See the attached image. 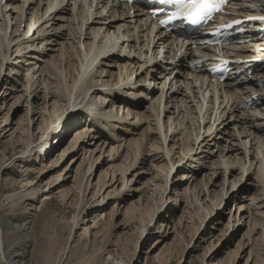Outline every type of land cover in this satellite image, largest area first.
I'll list each match as a JSON object with an SVG mask.
<instances>
[{"label":"bare ground","instance_id":"bare-ground-1","mask_svg":"<svg viewBox=\"0 0 264 264\" xmlns=\"http://www.w3.org/2000/svg\"><path fill=\"white\" fill-rule=\"evenodd\" d=\"M236 4L242 8L238 18L264 14V0H251L246 4L240 0ZM153 23L142 11L131 15L122 0H5L0 3V140L9 138L11 146L20 150L12 154L10 163L5 161L0 166V209L2 199L9 203L15 197L5 198L1 191L4 190L2 183L9 187L17 184L12 172L17 164L35 166L36 160L31 156L38 151L45 153L42 158L48 156V160L53 150L48 140L51 134L58 140L71 130L82 128L70 147L74 155L88 156L89 163L82 176L77 177L78 182L73 181L72 190L83 197L88 188L102 192L108 185V176L112 184L127 187L141 177L136 178L137 173L132 177L128 172L137 164L144 166L149 162L146 168L153 176L150 180L159 182L155 187L164 191L157 202L153 201L148 222L141 227L139 239H142L152 229L149 225L156 216L164 220L161 228L173 220L170 211L164 212L162 208L168 179L176 169L182 176L176 180V176L173 177L172 187L177 190L185 182L184 193L189 192L195 203L205 198L201 209L208 210L209 215H213L224 197L238 203L236 219L240 216L239 221H247L244 238L248 242L242 241L230 253L229 264H234L245 248L240 256L243 258L249 247L246 264H264L262 260L253 259L258 255L264 257V67L257 69L252 79L236 75L225 83H206L207 58L214 49L202 45L200 35L181 39L151 27ZM258 42L264 43V40ZM194 45L197 47L192 49ZM161 50H164L162 57ZM222 51L232 59L250 54V49L243 45L224 47ZM200 59L204 61L202 67L191 66ZM158 84L161 85L159 95L155 89ZM141 90L149 102L146 110ZM255 95L259 96L258 101L252 100L247 110L244 106ZM16 105H21L19 110L25 108L24 116L19 117L17 123L14 118L10 121ZM73 122L74 126L67 131ZM16 124L17 128L8 134ZM36 129L40 135L37 146L34 141L37 134L30 133ZM88 130L98 139L82 134ZM103 131H109V139ZM2 143L3 140L0 145ZM23 147L25 149L21 150ZM108 147H111L108 160L103 159L93 170ZM124 149H128L126 154ZM192 152L195 156L191 160L188 155ZM141 153L147 156L140 158ZM67 154L68 150L64 149L61 155ZM208 160H212L209 169ZM72 162L65 178L71 176L78 159ZM102 165L110 166L101 173L99 184L92 185L91 178L96 177L94 173ZM218 168L225 172L221 184L212 182ZM236 169L240 176L236 177ZM200 171H203L201 177ZM227 173L231 175L230 180ZM247 173L253 174L256 181L247 182L246 188L245 185L237 187ZM63 182L64 179H58L47 184L38 192L41 194L38 197V193L32 194V188L39 182L22 186L13 213L27 215L28 220L21 224L19 215L15 217L12 213L0 223L2 264H37L32 257L33 240L11 245L8 239L12 234L31 229L34 215L48 197L62 198L71 193V190H62ZM162 183L165 186H160ZM226 183L229 184L227 190ZM258 183L259 194H249L251 186L256 187ZM111 192L116 195V190ZM156 192L153 191V198ZM97 195L92 197L95 199ZM118 195V200L123 201L121 194ZM169 195H172L169 199L175 196L177 201L172 188ZM81 213L70 226V242L72 248L86 256L90 247L88 239L76 232L84 221L80 219ZM221 217L222 212L216 214L211 223H217ZM258 234L259 248L254 244V236ZM254 250L258 251L256 255ZM109 257L100 264H127L116 253ZM228 260H216L212 264H226Z\"/></svg>","mask_w":264,"mask_h":264},{"label":"rangeland","instance_id":"rangeland-1","mask_svg":"<svg viewBox=\"0 0 264 264\" xmlns=\"http://www.w3.org/2000/svg\"><path fill=\"white\" fill-rule=\"evenodd\" d=\"M27 29L28 27H26V30ZM133 81H135V77H133L132 82ZM155 89H158L157 94L159 95L161 85H156ZM1 91L2 89L0 87V96L2 95ZM142 92L143 91L141 90V93ZM140 95L142 96V100H144L143 105L146 110V106L149 105V102L146 100L144 92ZM138 100L136 99L135 101ZM18 107H21V105H16L13 108L10 121L14 118V122L16 120L17 123L19 122V117L24 116L25 108L22 107V110H19ZM122 113L121 116L123 115ZM74 123L75 122L68 127L67 131L74 126ZM13 127L14 128H12L8 134H11L13 129L15 130L17 128V124ZM81 130L82 128L80 130L73 129L71 130V133H66L63 139L58 140L57 136L51 134L48 140L52 143L53 150L50 151V157L48 160V156L46 158H42L45 153L38 151L31 156L33 160H36V163H34L35 166L24 167L23 164H17V166L14 167V170H12L17 184L9 187L8 184L2 183V187L4 189L1 191L2 196L6 198L7 196L13 195L15 197L10 199V201H8L9 203H6L5 200L2 199L0 209L1 224L4 223L8 215L13 213V210L15 209L14 206L18 204L19 197H17V195H19L23 190L22 186L27 184L30 185L32 183L36 185L37 182H39L32 188V190L34 189L32 194H37L39 191H43L47 184H50L58 179H64V182L61 184L63 187L62 190H71L69 195L66 193L62 198L59 196H51L44 200L41 209L32 219L31 229L21 233L12 234V236L8 239V242L11 245H16L18 242L23 245L33 240L34 247H32L31 250L32 252L34 251V255L32 254V257L37 264H100L102 259L110 258L109 254L111 253H116L120 256V258L122 257L124 261H127V264H212L216 260H228L230 253L232 254L242 241L244 244L248 242L247 239L244 238L246 232L248 231L247 221H245V219L239 221L240 216L236 219L238 203L234 201L229 202L227 201V197H224L223 203H220V205L214 210L212 216L209 215L208 210L201 209V206L205 203V198H203L202 202L195 203L189 192L187 194L184 193V188L186 186L185 182H183L181 187L177 190H175V187H172L173 177L176 176L174 178V180H176L179 177L181 179L182 176L181 173H177L176 169L171 171L170 178L168 179L169 186L166 194L164 195L162 208L164 212H167V210L170 211L169 214L171 213L173 215V220L164 223L163 228H161L164 220L156 216L152 224L149 225V227L152 226V229H149L150 232H146L143 238L139 239L141 227L143 224L148 222L147 215L153 210V201L157 202V200L160 199V195L164 191L161 189L158 190V188L155 187L156 183L159 184V182H153L150 180L153 178L150 173L151 171L147 169L150 163L146 162L144 166L137 164L133 170L128 172V175L129 173H132V177L133 173L134 175L136 173L138 174L136 178L139 176L141 177L131 182L127 187L118 183L112 184V178L108 176L106 180L108 185L102 192L97 189L90 191L91 188H88L86 191V197H83L81 193H77L75 190H72V187L73 181L75 180V182H78L77 177L79 178L82 176L83 170L88 168L89 160L86 159L88 156L84 158L83 156L80 157L81 154H78V156L74 155L71 150L73 147H70L74 144V141ZM19 132L22 134L25 133V131ZM37 132V129L30 131V133L34 134H37ZM103 132H105V136L109 139V131ZM116 132L119 133L120 131L117 130ZM82 134L91 135L89 138L98 139L95 137L94 133L90 134L89 130L88 132H82ZM39 138L40 135L37 134L34 138V141H36L35 146L38 145ZM44 139H42V141ZM82 139H84V136H82ZM2 140L4 143L0 145V166L5 161L10 163L12 154L20 151L11 146L9 138H1L0 141ZM110 148L108 147V149L106 148L104 150L102 158L99 162L95 163L93 170H95L97 166L103 162V159H107L106 157L109 154ZM13 149H15L16 152H13ZM24 149L25 147L21 150ZM64 149L68 150V154L62 156L61 154ZM148 149L151 148L148 147ZM127 150L128 149H124L125 154ZM122 153L123 149L120 151V154ZM96 154H98V152ZM146 156V153H141L139 155L140 158ZM188 156L192 160L195 155L192 152L189 153ZM74 158L75 161L78 159V162L75 164L71 176H67L65 178L66 173L70 170L74 163L72 162ZM211 161L212 160H208L206 163L207 169L211 168ZM248 162L249 161H247V164ZM108 166L102 165L98 168L97 172L94 173L96 177L91 178V183H93L92 185L99 184V177L104 170L108 169ZM141 168H144L143 171ZM20 171H23L24 173H20ZM147 172L150 174H147ZM202 172L203 171H200V177L203 175ZM224 173L225 172H223V170L218 168L213 176L212 182L216 181L218 184H221L222 182L224 183L222 175ZM164 175L165 173L161 174V176ZM240 175V171L237 170L236 177ZM119 178L120 177L118 176V179ZM227 178L228 180L231 178V175L228 173ZM251 181H256V177H254L253 174L251 175L247 173L237 187H241V185L243 186L247 182L250 183ZM149 182L150 190L148 186ZM160 186H165V183H162ZM225 186L227 190L229 184L226 183ZM246 187L247 185H245L244 188ZM259 187V183L256 187L251 186L249 194H255V196L259 194L261 191V187ZM171 188L172 193L174 192L176 196H178L177 201L175 200V196L172 197V199H169V196L173 195H169ZM113 189L116 190V195L111 192ZM154 190L157 192L154 193L153 198L152 194ZM57 191L58 189L55 190V192ZM97 193L98 195L94 199L92 195ZM118 194H121L123 201L118 200ZM39 195L41 194L38 193L37 197ZM16 201L18 202L16 203ZM88 202H90V204H88ZM98 203H100L99 206H97ZM257 204H259V202ZM244 210L245 208L243 211ZM80 212H82L80 219H83L84 221L81 222V225L76 232L77 235L80 234L81 237H86L88 239L90 247L86 256H83V253L78 251L77 248H72L73 244L70 242V226H73L74 218L77 217ZM220 212H222L221 219L217 223L212 224V219ZM13 214L15 217L19 215L17 218H19V222H21V224H24L28 220L27 215L21 214L18 211ZM183 217V226L181 227L180 222ZM259 234H261V231ZM259 234L254 236V244L256 243L258 248ZM256 239L258 240L256 241ZM257 247H254V249H257ZM244 249L242 251H244ZM250 249L251 247L246 250V253L243 254V258H240L242 253V251H240V254L234 264H246ZM254 251V254L256 255L258 251ZM211 256H215V260H213V257ZM253 259L258 261L262 260L264 262V257L260 255ZM84 260H86V262H84ZM110 260H112V258ZM169 260L170 263H168ZM229 262L230 260H228L226 264H229ZM0 264L2 263L0 262Z\"/></svg>","mask_w":264,"mask_h":264},{"label":"snow or ice","instance_id":"snow-or-ice-1","mask_svg":"<svg viewBox=\"0 0 264 264\" xmlns=\"http://www.w3.org/2000/svg\"><path fill=\"white\" fill-rule=\"evenodd\" d=\"M4 2L5 0H0V3ZM159 2L176 5V10L170 14L168 20L161 23L181 21L196 26L211 20L214 14L221 12L228 0H159ZM249 19L264 21V16Z\"/></svg>","mask_w":264,"mask_h":264}]
</instances>
